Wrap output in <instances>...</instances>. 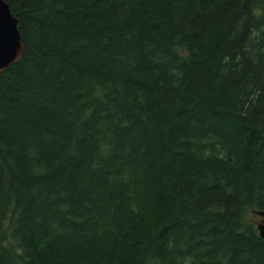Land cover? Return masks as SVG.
<instances>
[{
    "label": "trees",
    "instance_id": "trees-1",
    "mask_svg": "<svg viewBox=\"0 0 264 264\" xmlns=\"http://www.w3.org/2000/svg\"><path fill=\"white\" fill-rule=\"evenodd\" d=\"M6 1L0 264H264V0Z\"/></svg>",
    "mask_w": 264,
    "mask_h": 264
},
{
    "label": "water",
    "instance_id": "water-1",
    "mask_svg": "<svg viewBox=\"0 0 264 264\" xmlns=\"http://www.w3.org/2000/svg\"><path fill=\"white\" fill-rule=\"evenodd\" d=\"M24 50L19 19L12 12L9 3L6 0H0V71L6 70L18 61L23 56ZM258 214L261 216V221L257 228L264 239V210Z\"/></svg>",
    "mask_w": 264,
    "mask_h": 264
},
{
    "label": "rangeland",
    "instance_id": "rangeland-1",
    "mask_svg": "<svg viewBox=\"0 0 264 264\" xmlns=\"http://www.w3.org/2000/svg\"><path fill=\"white\" fill-rule=\"evenodd\" d=\"M258 216H259V218L261 219V216H260V215H258ZM259 218H258V219H259Z\"/></svg>",
    "mask_w": 264,
    "mask_h": 264
}]
</instances>
